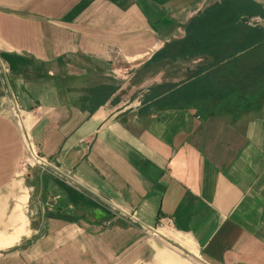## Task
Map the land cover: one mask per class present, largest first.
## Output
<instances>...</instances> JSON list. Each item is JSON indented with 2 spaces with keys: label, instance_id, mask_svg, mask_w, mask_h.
Returning <instances> with one entry per match:
<instances>
[{
  "label": "crops",
  "instance_id": "1",
  "mask_svg": "<svg viewBox=\"0 0 264 264\" xmlns=\"http://www.w3.org/2000/svg\"><path fill=\"white\" fill-rule=\"evenodd\" d=\"M205 1L0 0V264H264V103L238 111L212 98L220 83L196 86L244 54L192 49ZM12 99L65 176L19 169Z\"/></svg>",
  "mask_w": 264,
  "mask_h": 264
},
{
  "label": "trees",
  "instance_id": "2",
  "mask_svg": "<svg viewBox=\"0 0 264 264\" xmlns=\"http://www.w3.org/2000/svg\"><path fill=\"white\" fill-rule=\"evenodd\" d=\"M259 16L264 18V9L254 1L222 0L220 4H214L205 10L199 19L194 21L196 24L194 26L199 25L197 28L202 30V33L200 32L202 37L192 30L188 32L191 36L189 43L196 52H206L213 58L223 57L226 53L223 48L228 45L231 46L229 52L231 56L244 52L239 60L230 61V63L223 62L222 58L213 60L207 77L201 78L196 85L201 88L207 84L211 86L222 84H219L220 87L216 90L211 87L209 91L212 92V98L219 100L220 103L233 102L237 104L238 111L253 109L264 103V81H261L262 84L259 85L253 78L251 87L248 89L243 80L244 77L255 73L254 68L259 67L258 64L263 62L260 57L264 55L259 56L257 51L264 46V28L260 25L248 26L242 18H259ZM200 38L204 41H199ZM238 69L241 71L240 75Z\"/></svg>",
  "mask_w": 264,
  "mask_h": 264
},
{
  "label": "built area",
  "instance_id": "3",
  "mask_svg": "<svg viewBox=\"0 0 264 264\" xmlns=\"http://www.w3.org/2000/svg\"><path fill=\"white\" fill-rule=\"evenodd\" d=\"M7 75V68L4 67L0 59V82L2 83L6 93H9V83ZM12 100V109L14 113L13 118L22 133V138L25 146L24 167H36L41 171L49 172L53 175H57L58 177L65 176V174L59 171V169L55 165L53 166L51 162H49L45 157L38 153V151L32 145V142H30L29 137L27 135L26 128L23 125V115L19 110L15 100ZM95 199L106 208L108 215H110L112 219H119L130 226H137L145 235L147 234L153 237H158L161 235V230L167 229L170 225L167 219H161L158 227L153 228L147 225L145 226L133 212H126L125 210L120 208L116 203L114 204L111 200H107L102 196L99 197L97 195H95ZM104 225L109 226L111 225V222L107 221Z\"/></svg>",
  "mask_w": 264,
  "mask_h": 264
},
{
  "label": "rangeland",
  "instance_id": "4",
  "mask_svg": "<svg viewBox=\"0 0 264 264\" xmlns=\"http://www.w3.org/2000/svg\"><path fill=\"white\" fill-rule=\"evenodd\" d=\"M222 0H206L205 2H206V6L207 7H211V6H214V4H218V3H220ZM251 1H253V0H251ZM255 2V1H254ZM256 3V2H255ZM256 4H259V3H256ZM260 5V4H259ZM261 6V5H260ZM206 7V8H207ZM245 20V23L248 25V26H262L263 28H264V18H262V17H260L259 16V18H249V19H247V18H245L244 17V19H242V21H244ZM258 53H259V56L260 55H264V46H262L258 51H257ZM260 53H263V54H260ZM260 60H263V62H260L258 65H259V67L258 66H256V68H254V71H255V73H253V74H251V75H249V76H246V77H244V83H245V85H246V87L248 88V89H250L249 87H251L250 86V84L253 82V78L256 80L255 82H257L259 85L260 84H262V83H260L261 81H264V56L263 57H260ZM246 61V60H245ZM252 61V60H251ZM252 63H253V61L251 62V65H252ZM254 87H255V85H253ZM243 88H245V87H243ZM23 157V156H22ZM24 160H25V157H23L21 160H20V163H19V169L20 168H26V167H24ZM21 178V176H19L18 174H17V176L15 177L16 179L17 178ZM10 190H11V188H7L6 189V191H9L10 192ZM18 192H15V194H17ZM12 203V205L14 204V200L11 202ZM161 234L163 235V236H165V237H167V238H169L170 240H172L173 242H179L180 243V240L182 241V239H180V238H178V236H175L174 234H173V232L171 231V230H167V229H164V230H162L161 231Z\"/></svg>",
  "mask_w": 264,
  "mask_h": 264
},
{
  "label": "water",
  "instance_id": "5",
  "mask_svg": "<svg viewBox=\"0 0 264 264\" xmlns=\"http://www.w3.org/2000/svg\"><path fill=\"white\" fill-rule=\"evenodd\" d=\"M94 213H95V215H97V216H99V214H100L99 211H95ZM98 218H99V217H98Z\"/></svg>",
  "mask_w": 264,
  "mask_h": 264
}]
</instances>
